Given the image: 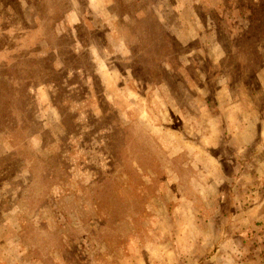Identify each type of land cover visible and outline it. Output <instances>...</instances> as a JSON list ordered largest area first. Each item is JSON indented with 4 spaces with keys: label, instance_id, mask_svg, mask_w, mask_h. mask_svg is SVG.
<instances>
[{
    "label": "rangeland",
    "instance_id": "obj_1",
    "mask_svg": "<svg viewBox=\"0 0 264 264\" xmlns=\"http://www.w3.org/2000/svg\"><path fill=\"white\" fill-rule=\"evenodd\" d=\"M0 264H264V0H0Z\"/></svg>",
    "mask_w": 264,
    "mask_h": 264
}]
</instances>
